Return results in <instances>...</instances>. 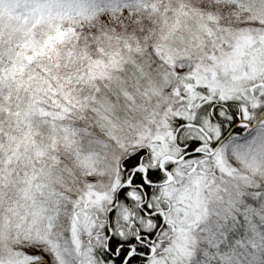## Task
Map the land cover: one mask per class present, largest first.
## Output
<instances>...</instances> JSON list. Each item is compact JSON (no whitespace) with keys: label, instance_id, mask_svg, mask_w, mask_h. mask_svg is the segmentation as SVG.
I'll list each match as a JSON object with an SVG mask.
<instances>
[{"label":"snow or ice","instance_id":"1","mask_svg":"<svg viewBox=\"0 0 264 264\" xmlns=\"http://www.w3.org/2000/svg\"><path fill=\"white\" fill-rule=\"evenodd\" d=\"M131 6L20 0L22 36L0 32V102L14 93L24 103L33 55L48 48L47 36L28 31L29 17L54 23L85 11L107 20L108 11L123 17ZM227 12L246 17L238 34L221 28L188 46L206 80L186 78L199 95L181 85L178 113L165 114L156 133L109 135L103 157L84 147L71 121L88 111L104 118L110 73L88 76L87 97L61 87L53 103L50 92H32L27 115L38 110L82 166L105 167L107 183L97 186L89 171L90 183L59 193L54 148L45 153L15 137L0 143V264H264V0H227ZM154 55L175 63L170 52Z\"/></svg>","mask_w":264,"mask_h":264},{"label":"rangeland","instance_id":"2","mask_svg":"<svg viewBox=\"0 0 264 264\" xmlns=\"http://www.w3.org/2000/svg\"><path fill=\"white\" fill-rule=\"evenodd\" d=\"M202 1L209 5L207 9L198 7L193 0H181L182 8L175 15L174 23L169 30H158L161 23L160 19L156 18L137 21L125 30L117 27L112 33L119 37H123L127 33L130 39L134 40L132 45H126L120 39V42L116 41L117 46H115L117 49L119 48L118 53L113 51L108 53L106 57L99 58L87 51L86 53L84 52L85 55L77 56L79 61L76 63H74L76 55H74L73 50L75 48L71 45V35L74 26L68 25V27L64 28L65 26H61L59 23L50 25L46 32L48 48L41 49L32 58L34 61L33 70L35 66L38 68L36 67V72L34 71L36 78L28 82L30 84V91L27 93L29 102L32 99L33 91L40 94L49 92L52 94L54 90L59 91L61 87L67 90H74V95L79 96V88L80 90L91 88L88 76L92 73L99 75L102 72L111 74L116 71L115 75L117 77L125 78L122 75L125 73V69L120 70L124 67L125 60H137L140 57L139 55L147 51V48L143 49L142 45L149 41V52L154 53L156 49H162L166 53L170 52L175 58V63L169 60V66H165L158 60L157 66L159 68L144 64L142 65V74L126 70L128 80L136 90L130 91V93L125 92V88L118 87L122 84H116L111 93L115 99L107 103V112L102 113L104 118L101 120L96 113L92 112V123L88 120L86 128L82 130V134L80 132V139L85 137L84 147L100 152L103 157L105 152L104 144L110 143L108 141L109 135L131 138L141 134L147 135L150 132L156 133L157 125L163 122L165 114L171 117L174 110L177 113L181 110L182 106L179 104L178 92L186 90L181 88V85H187L190 95L195 97L199 95L195 91V84L206 82L202 66L189 56V44L197 39L206 43L209 39V31L215 34L218 33L219 29L223 28L225 35L238 34L239 30L245 27L246 23L241 25L238 22L236 26H233L229 22H221V16L218 11L219 5L214 3L218 0ZM3 2H0V7L3 6L9 16L22 15L23 10L20 7V0H3ZM240 16L242 17L243 15L240 14ZM163 18H167V15L162 16V24L164 25ZM107 31L97 30L92 33V37L94 36L96 44L98 42L97 46L99 48L103 47L101 43L105 39H103L102 35H105L104 33H107ZM83 43L86 44L87 42ZM126 46V51L120 48ZM208 51L211 52L210 47ZM86 59L88 62L84 64ZM106 61H115V63H105ZM189 76L197 77L195 84L187 83L186 78ZM117 77L114 79L115 83ZM219 78L223 79V73L219 75ZM50 79H60L61 84L59 86L54 85L50 82ZM28 110L29 107L25 110L26 115ZM72 120L84 121L83 112L74 116ZM97 129L100 130L99 133ZM64 148L65 150L63 149V151L67 155V160L64 164L66 165V173L62 174L64 184L61 186H65V188L64 190L55 188L57 192L71 195L79 187L77 181L80 184L90 183L93 178L88 175L89 171L94 174L97 186L102 188L107 183L105 167L92 168L90 165L87 167L82 166L81 159L68 148Z\"/></svg>","mask_w":264,"mask_h":264},{"label":"trees","instance_id":"3","mask_svg":"<svg viewBox=\"0 0 264 264\" xmlns=\"http://www.w3.org/2000/svg\"><path fill=\"white\" fill-rule=\"evenodd\" d=\"M195 1L196 5L199 7L201 3H205L202 0H193ZM0 2L4 3L3 0H0ZM128 3H130L132 6L127 9V14L123 15L121 17L119 11H108L107 16L108 19L104 20L99 17L95 12H85L81 11L77 14L76 17H71L69 15H65V17L62 19L56 18L55 22L53 23L52 20L44 21L40 19H33L29 17V32L35 34L36 36L40 35H47V29L50 28V25H55L57 23L61 24V26H65L64 28L68 27V25L74 26L73 33L71 35V45L74 47V55H76V59L74 60V63L78 62L79 59H77L78 55H85V53L88 51L93 56L97 57H106L108 53L110 52H119V48L117 49L116 41L121 42L123 41L124 44L130 46L133 44L134 40L130 39V36L126 33L123 37L116 36L115 33H112L113 30H115L117 27L123 28V30L128 29L136 23L137 21H142L147 18H156L160 19V25L158 30H169L171 29V25L174 23V18L177 13L181 10V0H127ZM227 0H218L214 3H217L219 5L218 11L221 16V22H229L230 25L236 26V23L238 24H244L246 23V17L240 16V14H236L233 12H227L224 13V15H221V9L225 5ZM191 3V2H190ZM192 4V3H191ZM167 15V18H163L164 25L162 24V16ZM165 19V20H164ZM67 20V23H64L63 21ZM23 24L22 15H12L9 16L6 12V9H4L3 6L0 7V32H3L5 36H8L9 34H12L14 36H22V32L18 33L17 29L21 28ZM175 26V25H174ZM97 30H103V31H110L107 33H104L105 35H102L103 39H105L104 42L101 43L103 45L102 48H99L97 46L96 42L94 41V36L92 37V33ZM95 33V32H94ZM83 42H87L84 44ZM152 42V41H151ZM150 42L147 41V43L143 46L144 48H147V51L145 53H142L139 55L140 57L137 60H125L124 67L120 69L121 71L125 69V73L122 74L125 76V78L117 77L114 73H111L112 76V86L111 88L106 89L105 91V99L107 103L114 101V96L111 94L114 90V87L116 84H122L118 87L125 88V92L134 91L136 90L132 83L128 80V74L126 73V70L128 71H134L137 74L143 73L142 65L149 64L150 67H157V58L154 55V53L149 52L150 50ZM84 48V49H83ZM124 51L127 50V46L122 48ZM113 49V50H112ZM84 50V51H83ZM85 52V53H84ZM90 57V56H88ZM88 62L87 59L84 61V64ZM134 62V63H132ZM141 62V63H139ZM34 66V64H33ZM36 67L33 71L36 72ZM148 67V66H147ZM38 68V67H37ZM120 70H117L121 72ZM116 79V83L114 82V79ZM50 82L54 85H60V79H50ZM99 83V82H98ZM58 90H54L51 94V100L53 103L57 102V97L55 93ZM94 90L92 88H79L78 93L79 96H89L92 94ZM167 92V91H166ZM22 96H26V99L23 104H20V102L16 99L15 94H12V98L9 99L8 95H5L3 98V101L0 102V143L9 144L11 142V138L15 137L17 139L24 138L31 146L34 148H39L45 153L49 151V149L54 148L55 154L60 158L61 163L54 168L53 174L56 177V183L55 188H58L60 190H64L65 186H61L64 184V179L62 178V174H65V167L64 165L67 160V155L64 153L63 149L65 150L64 142L62 139H60L58 136H54L53 132L50 130L49 126H46L42 119L39 117V111H36L35 116H29L25 114V110L27 107H29V97L25 93H21ZM45 94H41V97L43 98ZM86 96V97H87ZM44 103L48 104V100L44 99ZM20 104L18 107L17 105ZM19 113V115H17ZM80 114V113H79ZM77 114V115H79ZM84 114V121H76L72 120L71 123L73 127L81 132L84 130L87 126L88 120L91 122V115L92 112H83ZM97 132L99 133L100 130L97 129ZM79 140L83 139V142L85 141V137L80 139V135L78 137ZM46 159V157H45ZM96 174V171H95ZM101 174V171H100ZM60 187V188H59ZM63 188V189H61Z\"/></svg>","mask_w":264,"mask_h":264}]
</instances>
